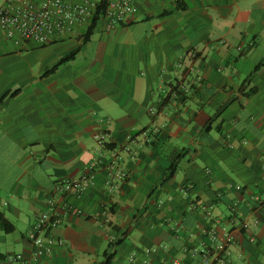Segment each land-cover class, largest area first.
Listing matches in <instances>:
<instances>
[{
	"label": "crops",
	"instance_id": "crops-1",
	"mask_svg": "<svg viewBox=\"0 0 264 264\" xmlns=\"http://www.w3.org/2000/svg\"><path fill=\"white\" fill-rule=\"evenodd\" d=\"M135 5L85 44L0 35V258L264 264V0Z\"/></svg>",
	"mask_w": 264,
	"mask_h": 264
},
{
	"label": "built area",
	"instance_id": "built-area-1",
	"mask_svg": "<svg viewBox=\"0 0 264 264\" xmlns=\"http://www.w3.org/2000/svg\"><path fill=\"white\" fill-rule=\"evenodd\" d=\"M102 0H0V35L15 45L34 43L46 47L56 41L73 35L77 29L87 25L96 13ZM136 0H108L104 17L98 27L111 31L125 24L136 11ZM61 193H80L81 184L66 182L59 187ZM253 201L260 204L264 201L255 195ZM61 223L56 212H45L37 217L32 226L29 239L31 243L49 252L55 241L52 237H44L43 233L50 225L57 227ZM231 239L229 238V241ZM22 255L0 258V264L20 262L21 264H37L38 260L25 261ZM177 264V263H174ZM203 264H211L204 258ZM221 264H226L221 262Z\"/></svg>",
	"mask_w": 264,
	"mask_h": 264
},
{
	"label": "trees",
	"instance_id": "trees-1",
	"mask_svg": "<svg viewBox=\"0 0 264 264\" xmlns=\"http://www.w3.org/2000/svg\"><path fill=\"white\" fill-rule=\"evenodd\" d=\"M107 1L108 0H102L99 2L98 9H97L96 13L94 14V16L90 19L89 26H88L86 32L82 36V43L83 44H85L86 42H88L91 39L94 32L98 28V24L100 23L101 19L105 15V11L107 8ZM81 47H82V45L80 47H78L76 50H74L73 52H71L70 54L66 55L64 58H62L51 70L47 71L44 76H47V75H50V74L56 72L63 64H66L68 62L73 61L75 59V57L79 54ZM12 94L13 93H11V95ZM177 166H178V160H176L172 164V166L170 167L169 177H172L174 175ZM0 221H2L5 226L7 225V222L2 215H0ZM105 258H106V260L103 264H111L113 257L109 256V255H105Z\"/></svg>",
	"mask_w": 264,
	"mask_h": 264
}]
</instances>
